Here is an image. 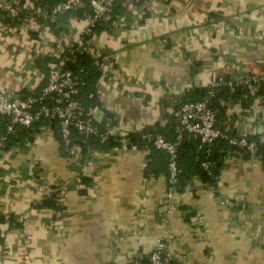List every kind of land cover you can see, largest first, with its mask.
Returning <instances> with one entry per match:
<instances>
[{
	"label": "crops",
	"instance_id": "1",
	"mask_svg": "<svg viewBox=\"0 0 264 264\" xmlns=\"http://www.w3.org/2000/svg\"><path fill=\"white\" fill-rule=\"evenodd\" d=\"M23 7L28 18L3 20ZM82 9L59 13L56 32L30 0H0L3 93L39 91L49 66L79 41ZM90 51L99 73L87 106L110 140L69 154L51 126L8 137L0 264H134L158 236L172 264H264V151L227 155L214 183L182 154V186L168 197L166 154L144 138L146 130L172 138L174 107L206 97L211 81L264 74V0H118ZM228 90L214 96L218 120L264 139V105ZM44 198L55 206L40 205Z\"/></svg>",
	"mask_w": 264,
	"mask_h": 264
},
{
	"label": "built area",
	"instance_id": "2",
	"mask_svg": "<svg viewBox=\"0 0 264 264\" xmlns=\"http://www.w3.org/2000/svg\"><path fill=\"white\" fill-rule=\"evenodd\" d=\"M87 2L89 11L84 12V25L79 32L82 50L90 51L93 26L110 15L118 0H59L50 10L41 0L32 4L34 16L42 19L54 18L58 13L74 10L80 3ZM34 3V2H32ZM80 49V50H81ZM76 48L74 43L67 46L47 71L46 81L39 91L25 95L10 96L0 90V116L5 118V130L0 133V148L8 137L17 129L29 134L34 123L40 126H51L54 119L58 122V132L63 144V150L69 154L79 152L82 144L89 146L92 138L100 143L106 142L111 132L103 129L93 119L92 112L84 104L80 96V88L85 84L83 67L73 68ZM94 56V55H92ZM95 57V56H94ZM97 59L94 63L98 65ZM99 67V66H97ZM264 83V74H246L236 80H213L209 84L208 94L204 98L183 100L172 111V129L174 136L167 138L154 130L144 132L145 140L152 146L166 154V194L168 197L180 189L179 147L185 139L197 140L196 151L205 156L200 158V167L208 173L213 172L214 161L208 156L213 145L223 140L235 149L227 155L243 156L257 154L258 144L264 147V139L250 138V134L243 130L235 132L226 127L217 118L218 108L208 103L209 96H215L223 87L234 91L240 87L255 89L258 82ZM218 179V176H216ZM134 264H172L164 236H158L152 249L146 255V262L137 259Z\"/></svg>",
	"mask_w": 264,
	"mask_h": 264
},
{
	"label": "trees",
	"instance_id": "3",
	"mask_svg": "<svg viewBox=\"0 0 264 264\" xmlns=\"http://www.w3.org/2000/svg\"><path fill=\"white\" fill-rule=\"evenodd\" d=\"M20 3H23L24 0H19ZM59 0H41V2L44 4L45 7H47L48 10L51 9V7ZM30 2H34L32 4H37L36 0H30ZM118 2V1H117ZM117 2L115 3L113 10L110 12V15L113 14L116 11V7H117ZM76 8L74 10L71 11H75ZM71 11H67V12H71ZM89 11V6L88 3L85 1L83 2V9L81 11L80 16L83 17L84 12H88ZM67 12H61V13H67ZM0 13H2L3 15H5L7 13V11L3 10L0 11ZM9 13V12H8ZM58 15L59 13L54 17V18H47L46 22L48 24V26H50L51 28H53L56 32L57 30L55 29V23L58 20ZM29 16V12L26 11V8L23 7L20 10H17L15 13H13L12 18H10L9 15H5L3 20L6 22H10L12 24L17 23L18 21L24 19V18H28ZM39 20H42V18H39ZM102 20L98 21L95 26H93V31L94 29L98 26V24L101 22ZM93 33V32H92ZM74 47L76 48V52H75V60L74 63H72L73 68H78V67H83L84 69V78H85V84L80 88V96L82 101L84 102V104L87 106L88 103V99H89V84L90 81L93 77V75H97L99 73V68L96 66V64L94 63L95 61V57L92 56V54L90 52H88L87 50H82L81 48V44H79L78 42H74ZM81 49V50H80ZM66 51V50H65ZM55 62V61H54ZM223 90L228 89L227 87H223ZM241 89H245L247 91V93H245L247 95V102L250 104L252 101L257 100L260 103H262L264 105V83L258 82L255 86L254 90H250L248 87H240L237 88L236 90L232 91V97H234L236 94H238ZM229 91V90H228ZM219 94H216L215 96H218ZM262 99V100H261ZM219 113V110L217 112V115ZM33 125L35 126H40V122L34 123ZM51 128L54 129V131L57 132V139L60 142V146L63 149V144L61 142V137L60 134L58 132V122L56 119H54L51 123ZM173 131V129L171 130ZM233 131H235L233 129ZM20 132H24V131H20ZM250 138H254L257 139L258 137L250 135ZM94 139H90L88 142L89 144L91 143V141ZM110 140V139H108ZM107 140V141H108ZM96 141V140H95ZM112 141V140H111ZM7 142V141H6ZM115 142V141H112ZM130 143H134V140L130 139ZM196 145H197V140L195 139H185L184 141H182V143L180 144L179 147V157H178V161H179V165L181 167V173H180V184L182 186V178H183V174H184V168L182 163L180 162V157L182 156V154L184 155H189L192 161V164L195 168V171L199 174L201 180L205 183H214L217 181V177L219 174V170L221 167V164L224 160V158L227 156V154L229 153V151L234 150L235 153H237V149H235L234 146L230 145L229 143L223 141V140H219L215 145H213L211 153L209 154V158L211 160L214 161V166H213V172L212 173H208L205 170H203L200 167V158H203L205 156V154L202 151H199L198 153V158L196 157L197 155V151H196ZM86 143L82 144V148L85 149ZM64 151V150H63ZM264 151V147L260 144H258V150H257V154L260 152ZM250 154L248 152H245L244 155L242 157H248ZM181 163V164H180ZM180 186V188H181ZM40 205H51V206H55V203L50 201L48 198H44L42 199V201L40 202ZM143 262H146V256L143 257L142 259Z\"/></svg>",
	"mask_w": 264,
	"mask_h": 264
},
{
	"label": "water",
	"instance_id": "4",
	"mask_svg": "<svg viewBox=\"0 0 264 264\" xmlns=\"http://www.w3.org/2000/svg\"><path fill=\"white\" fill-rule=\"evenodd\" d=\"M208 103H209V105H211V106H216V107L221 108V103H220V101H219L216 97H214V96H209V97H208Z\"/></svg>",
	"mask_w": 264,
	"mask_h": 264
}]
</instances>
